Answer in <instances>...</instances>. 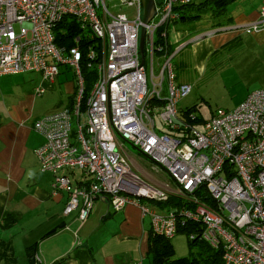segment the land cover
Instances as JSON below:
<instances>
[{
    "label": "built area",
    "instance_id": "built-area-1",
    "mask_svg": "<svg viewBox=\"0 0 264 264\" xmlns=\"http://www.w3.org/2000/svg\"><path fill=\"white\" fill-rule=\"evenodd\" d=\"M195 2L155 0V16L145 25L143 0H0V80L38 72L53 82L62 66L74 72L73 105L34 124L44 138L36 150L40 170L53 176V195H69L66 215L77 212L86 221L104 197L114 212L129 204L139 207L158 237L172 240L194 224L197 231L187 233L189 240L220 251L223 264H264V90L203 123L196 112L180 109L193 86L177 80L173 61L186 46L172 50L168 33L181 18L177 8ZM260 15L245 32L264 30V7ZM67 17L97 39L98 48L88 51L98 79L85 106L80 38L71 48L55 41V30ZM230 29H211L194 42ZM119 140L162 168L176 190L169 184L157 188L137 174ZM64 171H79L88 183L75 185ZM202 190L212 204L199 196ZM171 197L183 205L165 212L149 206Z\"/></svg>",
    "mask_w": 264,
    "mask_h": 264
},
{
    "label": "crops",
    "instance_id": "crops-1",
    "mask_svg": "<svg viewBox=\"0 0 264 264\" xmlns=\"http://www.w3.org/2000/svg\"><path fill=\"white\" fill-rule=\"evenodd\" d=\"M232 4L227 22L213 25V29L230 30L189 46L194 40L183 28L187 21H178L169 27L168 43L172 50L189 46L190 56L185 65L193 66V75L205 77L214 61L212 82L224 76L225 86H235L243 82L242 74L251 75L236 109L249 93L264 90V30L249 34L243 29L260 20L264 0H235L229 6ZM178 68L179 64L178 82L192 84L191 77L178 74ZM40 88L44 90L42 95L36 93ZM76 93V78L68 66L61 67L53 82L45 81L38 72L1 77L0 264L10 260L16 264H32L34 260L36 264H170L189 258L190 244L188 256L186 253L180 258L173 238L169 241L173 255L160 262L154 250L160 249L162 243L154 244L150 220L143 217L136 205L129 204L114 212L109 200L103 197L96 201L86 221L79 220L77 212L65 214L69 195H53V176L40 170L36 150L44 138L34 130V124L46 115L70 108ZM63 174L69 175L75 185L88 183L79 171ZM149 206L159 212L171 207L155 203ZM177 251L180 256L185 254L178 248Z\"/></svg>",
    "mask_w": 264,
    "mask_h": 264
},
{
    "label": "rangeland",
    "instance_id": "rangeland-1",
    "mask_svg": "<svg viewBox=\"0 0 264 264\" xmlns=\"http://www.w3.org/2000/svg\"><path fill=\"white\" fill-rule=\"evenodd\" d=\"M202 0H196V3H200ZM233 4L229 6L227 9V13L225 15H221L219 17H213L210 13H206L202 16L201 19L194 22H186L183 26L185 30L188 31L190 36H192L191 40H194L198 35H201L202 31L208 32L213 29L214 24H225L227 22L226 18L228 17L229 12L231 11V7ZM229 10V12H228ZM174 25L171 26V28ZM208 38V37H207ZM194 41L189 43V46L192 45ZM191 44V45H190ZM189 46H186L182 49V51L175 57L173 63L175 65V70L177 73V65L179 64L178 74H184L187 78L191 77V84L193 86L192 93L183 99L180 103V109L187 111L189 108L196 107V114L199 117V120L207 121L212 117V114L219 109L223 110H231L234 109L237 105V100L243 95L242 90H246V84L251 80V75L247 77L245 74H242L243 82L237 83L235 86H225L222 81L224 80V76H220L214 82L210 81L212 76L215 75L214 70H211L214 62L210 63V69L205 77H200L198 74L193 75L194 71L191 67L187 68L188 56H190ZM184 52L183 56L181 53ZM196 72V71H195ZM232 72V71H230ZM197 73V72H196ZM191 75V76H190ZM186 100V103L184 101ZM186 104V106H184ZM185 107V108H183ZM199 124V123H198ZM73 128H77L76 119L72 122ZM198 128L202 130V125L199 124ZM121 145V149L124 155L127 157L133 170L139 174L142 178H144L147 182L153 184L157 188H161V185H170V189L172 191L176 190V186L174 182L170 179L169 175L160 167H158L154 162L145 158L142 154H140L134 146H131L130 143H123L119 140ZM154 203V202H151ZM166 203V202H165ZM168 210V209H167ZM189 239L184 232H180L174 240H172L173 245L175 246L176 253L178 257H185L186 253L189 254ZM180 251H184L185 254L180 256L177 248ZM190 249V253H191Z\"/></svg>",
    "mask_w": 264,
    "mask_h": 264
},
{
    "label": "trees",
    "instance_id": "trees-1",
    "mask_svg": "<svg viewBox=\"0 0 264 264\" xmlns=\"http://www.w3.org/2000/svg\"><path fill=\"white\" fill-rule=\"evenodd\" d=\"M235 0H202L200 3H194L189 6H182L177 8V12H179L181 21H190L194 22L202 18V16L206 13H210L213 17H219L221 15H225L227 13V8L229 4L234 2ZM80 38L78 44H80V49L82 52V72L85 77V96L83 98V105H86V101L90 97L92 91L94 90L95 84L98 79V71L96 68L89 67V46L92 48H98L97 39L94 38L89 32H85L81 30L80 26L74 21V19L67 17L65 18L56 28L55 30V41L59 47H68L71 48L76 46V40ZM75 100V99H74ZM74 103V101H73ZM188 112H196L197 108L192 107L187 110ZM202 122V120H199ZM200 124V123H199ZM200 197L203 196V199L206 200L209 204H212V200L205 193L204 190L201 191ZM183 201L175 197H171L170 200L166 203H155L159 206L166 207H176L183 205ZM197 226L194 224H188L184 232L194 233L197 231ZM200 231V229H199ZM150 234L154 240V244L158 241L162 243L160 249L154 250L156 252L157 259L161 261H168L170 257L173 255L172 246L169 245V241L162 237H158L152 233L150 230ZM188 237V235H187ZM189 239V238H188ZM189 244L191 247V254L189 258L179 259L176 262H172L170 264H223L222 254L220 251L214 250L209 244L204 241L196 240L192 242L189 240ZM31 258H33V254L31 253ZM8 264H16L14 260H10Z\"/></svg>",
    "mask_w": 264,
    "mask_h": 264
},
{
    "label": "water",
    "instance_id": "water-1",
    "mask_svg": "<svg viewBox=\"0 0 264 264\" xmlns=\"http://www.w3.org/2000/svg\"><path fill=\"white\" fill-rule=\"evenodd\" d=\"M144 4V24L147 25L149 21L155 16L156 13V3L155 0H143ZM145 42H146V28H142L141 32V38H140V52L142 55V61L144 64L145 59ZM131 146H133L131 144ZM32 264H36V261L34 260Z\"/></svg>",
    "mask_w": 264,
    "mask_h": 264
}]
</instances>
